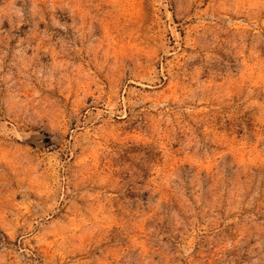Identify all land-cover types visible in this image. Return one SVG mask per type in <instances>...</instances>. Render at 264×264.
I'll use <instances>...</instances> for the list:
<instances>
[{
  "label": "rangeland",
  "instance_id": "1",
  "mask_svg": "<svg viewBox=\"0 0 264 264\" xmlns=\"http://www.w3.org/2000/svg\"><path fill=\"white\" fill-rule=\"evenodd\" d=\"M0 264H264V0H0Z\"/></svg>",
  "mask_w": 264,
  "mask_h": 264
}]
</instances>
